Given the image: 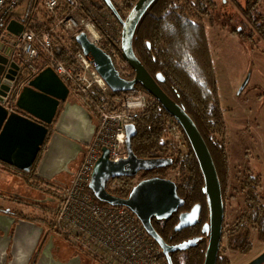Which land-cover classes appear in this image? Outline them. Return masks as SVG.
I'll return each instance as SVG.
<instances>
[{"label":"trees","instance_id":"obj_1","mask_svg":"<svg viewBox=\"0 0 264 264\" xmlns=\"http://www.w3.org/2000/svg\"><path fill=\"white\" fill-rule=\"evenodd\" d=\"M26 5L23 12H15L7 18V25L1 37L11 36L7 31L9 22L13 19L23 23L26 27H35L38 30L54 28L57 19L74 14V7L80 3V14L91 19L101 36L99 46L111 58L112 63L125 81L135 78V71L122 54V24L137 0H60L56 15L47 10L46 0H24ZM23 1V2H24ZM260 0H248L245 8L241 9L246 18H250L255 30L264 37V24H258L253 19V13ZM213 0H154L139 20L134 32L132 46L139 61L147 71L156 78L161 73L164 82H158L161 89L177 104H179L195 122L213 158L222 191L223 201L232 198L237 191L244 195V207L236 220L227 226L226 230L231 236L243 234V239L236 245H230L234 250L247 253L252 250L250 240L252 230L259 242H264V196L262 195L263 180L249 167H243L239 176H234L229 152V134L225 119L224 108L221 103L215 62L207 34L204 17L209 16L214 6ZM108 17V18H107ZM110 17V18H109ZM254 20V22H253ZM116 28V29H115ZM53 33V47L58 57L63 62L72 63L78 52H84L77 38L80 30L65 37L61 28L57 27ZM231 33L242 32L232 30ZM29 73L23 71L17 82L20 84L27 80ZM143 86L137 83L128 88H107L106 90L93 87L86 93L70 92L69 99L83 106L98 123L102 112H116L122 109L127 92ZM172 116L162 107L158 100L150 103L135 121L136 134L132 137L131 144L134 154L139 159H166L167 164L162 167H150L140 170L136 175L119 176L111 178L107 184V191L119 198H129L135 185L149 179L170 178V173L178 169V176L174 177L176 192L183 200V205L178 206L167 218L166 225L162 227L161 218L151 215L150 222L162 240L169 239L171 234L180 237L178 247L182 249L183 236L188 229L176 231L175 225L179 215L185 210H190L198 203L208 207L205 178L198 158L187 140V151H180L172 141L166 122ZM127 155V149H124ZM79 162L74 163L73 172L68 181L60 186L54 198L48 203L37 200L42 194L39 190H49V183L38 177L35 170L23 171L9 164L0 162L1 182L7 187L0 186V198H7V189L27 191V195L35 200L30 206L43 209L49 213L50 225H53L51 213L58 202V197L64 188L69 186ZM233 182L236 185L232 187ZM19 183L22 187L17 186ZM94 200L101 204L107 202L99 200L90 188ZM11 199V197H9ZM16 199H12L14 201ZM20 214H32L19 211ZM47 217V216H46ZM197 236V234H194ZM154 241L160 246L159 242ZM202 244L201 252L190 253L179 262L174 260L162 264H204L205 248L207 241H198ZM197 244V245H198ZM217 264H230V258L221 249Z\"/></svg>","mask_w":264,"mask_h":264},{"label":"water","instance_id":"obj_2","mask_svg":"<svg viewBox=\"0 0 264 264\" xmlns=\"http://www.w3.org/2000/svg\"><path fill=\"white\" fill-rule=\"evenodd\" d=\"M153 2L154 0H137L126 18L121 20L122 54L135 71L133 80L125 81L119 76L111 58L86 32H81L77 40L110 88H128L140 83L185 131L200 163L210 206L211 222L205 225V230L210 232V239L204 264H217L225 207L213 158L195 122L184 108L173 101L159 86L158 82L165 81L163 75L157 73L154 78L133 51L132 41L137 24ZM24 28L23 23L13 19L9 22L7 31L13 36H18ZM2 58L6 61L3 62ZM7 66L8 56L0 52V161L26 172L35 169L36 175L43 177L44 171L55 163L61 153V144L70 145L71 152L75 155L79 146L90 144L96 125L92 115L83 106L69 99V87L51 67L42 70L22 87L15 103L16 110L7 108L4 104L5 96L15 79ZM126 132L127 156L119 162H113L109 159L108 149L104 148L94 167L90 188L101 201L127 206L140 219L147 233L162 244L150 218L153 214L157 217H167L178 206L183 205L184 202L176 192L173 179L142 181L135 185L127 199H119L107 191V184L111 178L136 175L137 170L167 164V160L162 158L139 159L134 154L131 144L132 137L136 134L135 124L127 125ZM69 140H72L71 144ZM11 141L14 148H7ZM201 213L200 203L190 211L181 213L175 230L181 231L195 225ZM41 230L31 221L16 220L8 214H0V264H28ZM196 241L197 238L193 240ZM8 255L11 259L7 262ZM263 262L264 253L254 264ZM46 263L53 264L49 249L44 251L37 264Z\"/></svg>","mask_w":264,"mask_h":264},{"label":"built area","instance_id":"obj_3","mask_svg":"<svg viewBox=\"0 0 264 264\" xmlns=\"http://www.w3.org/2000/svg\"><path fill=\"white\" fill-rule=\"evenodd\" d=\"M23 1L0 0V34L7 25V18ZM59 1L46 0L45 6L50 14L56 15ZM81 9L80 3L74 7L75 12ZM57 27L77 32L86 30L89 36L97 34L96 24L91 19L85 21L72 14L58 18L54 28L38 30L25 26L20 35L9 36L11 47L7 53V67L15 79L5 96L7 108L15 107L22 87L47 67L58 73L70 92L86 93L95 86L103 90L109 88L89 55L78 52L72 63L63 62L58 57L53 47V33ZM23 71H27L29 76L19 84L17 80ZM155 100L145 90L133 87L127 92L121 110L101 113L80 165L69 186L60 193L51 213L54 228L72 237L83 250L107 264H162L161 247L147 233L137 215L124 205L97 202L90 190L92 173L103 149H108L109 159L113 162L125 158L127 125L135 124L139 115ZM180 126L173 117L166 122L175 146L185 153L188 145ZM178 173V169L172 171L174 177Z\"/></svg>","mask_w":264,"mask_h":264},{"label":"rangeland","instance_id":"obj_4","mask_svg":"<svg viewBox=\"0 0 264 264\" xmlns=\"http://www.w3.org/2000/svg\"><path fill=\"white\" fill-rule=\"evenodd\" d=\"M213 2L215 5L210 10L209 16L204 17V22L225 112L232 172L234 176H239L243 167H249L255 174L260 175L263 180L261 191L264 196V39L256 32L250 18H246L242 13L245 0H213ZM24 4L26 5L25 2ZM24 4L21 3L19 8H24ZM80 12L79 10L74 13L77 18L90 20ZM253 15L258 21L260 19L259 22L264 21V0L260 1ZM235 29L240 30L239 32L243 29V33H231ZM61 32L67 37L77 31L61 28ZM96 35L99 44L101 36L98 30ZM9 40L8 36L0 40V52L8 53L11 47ZM94 124L97 127V123ZM169 177L174 178L172 173ZM1 180L3 177H0V186L3 188L9 186ZM232 185L234 187L236 182ZM233 195L227 200V225L236 220L244 207V195L238 189ZM0 204L5 207H17L8 196L6 201L0 200ZM24 210L29 212L33 209ZM242 239L243 234L234 237L226 230L222 250L229 256L230 264H254L264 253V242L257 240L255 230L250 234L253 243L251 251L241 253L230 247L231 244L236 245Z\"/></svg>","mask_w":264,"mask_h":264},{"label":"flooded vegetation","instance_id":"obj_5","mask_svg":"<svg viewBox=\"0 0 264 264\" xmlns=\"http://www.w3.org/2000/svg\"><path fill=\"white\" fill-rule=\"evenodd\" d=\"M260 1H258L255 10L258 8ZM247 2L248 0H245V6L247 5ZM253 19L257 20L258 18H254L253 15ZM258 24H264V21L258 22ZM241 32L243 33V29L241 30ZM260 37L264 39L262 36ZM1 53L7 57L6 53L4 52ZM2 61L4 62L6 60L2 58ZM13 109L16 110V108ZM71 141L72 140H69L68 142L71 144ZM85 148L86 146L83 145L79 146L76 154L74 155L71 152L72 147L70 145L68 144L60 145V149L62 150V152L58 156V160L56 161V163L44 171L43 177L38 176L44 181V183H49V189L51 190H49L50 192H48L47 190H39L42 196L38 197L37 200L43 201V203L44 202L48 203L50 200L54 198L53 194L56 193L57 189L68 181L70 175L73 172L74 163L81 162ZM1 170L2 169L0 168V171ZM139 171L140 170H137V173H139ZM19 184H20L19 187H22V184L21 183ZM23 190L24 191H21L19 189V191H17V189H14L10 191L9 188L7 189V192L11 193V195L7 194L8 197H11L10 200L16 199L13 202L16 203L17 207H5L4 205L0 204V214H8L14 217L16 220L31 221L42 229L37 239L36 247L33 251L32 257L30 258L28 264H37L46 249L50 250L51 256L53 258V264H57V263L58 264H107L106 262L93 257L85 250H83L81 246L78 244V242L75 241L72 237L60 232L59 230L54 228L53 225L51 226L49 219L47 220V218L49 217V213L47 212L45 213L43 209L40 208L35 209V207L30 206V203L35 200V198L33 197V193L31 194L32 196H29L27 195V191L25 189ZM6 199H7L6 196L0 198V200H4V201H6ZM227 203L228 201L225 200L224 201L225 218L223 222L221 249H222V241L224 238V231L225 229H227L228 226L226 224ZM29 208L33 209L30 212L32 214L29 215L20 214L19 211L21 210L24 211V209L28 210ZM190 210H185L181 213ZM167 217H159L162 219L160 221L162 227L167 224L166 220L163 219ZM178 222H179V218L176 225L178 224ZM210 222H211V214H210V206L208 200V207L202 205V213L199 218V221L193 226L184 228V229H188L189 232L182 237L183 238L182 249L178 247V245L180 244L179 242V240L181 239L180 237L171 234V237L169 239L166 238L162 239V244H160L162 250L161 262L167 261L168 263H170L173 260L175 262H179L180 260H182L184 256L189 255L190 253L192 254L195 252H201L202 244L201 245L198 244V241H202V240L207 241V245L205 248V256H206V251L210 239V232L205 230V225L210 224ZM194 234H197V236H195ZM195 238H197V241L193 242ZM10 259L11 257L8 255L7 262Z\"/></svg>","mask_w":264,"mask_h":264},{"label":"crops","instance_id":"obj_6","mask_svg":"<svg viewBox=\"0 0 264 264\" xmlns=\"http://www.w3.org/2000/svg\"><path fill=\"white\" fill-rule=\"evenodd\" d=\"M24 2H25V1H24ZM24 2H22V3L24 4ZM24 5H25V4H24ZM19 7H20V6H19ZM19 7L17 8L16 12H18V13L23 12V10L25 9V7H24V8H23V7H22V8H19ZM7 148H14V145H13L12 141L9 143V145L7 146ZM61 152H62V150H61ZM60 154H61V153H59V155H60ZM57 160H58V158H57ZM57 160H56V161H57ZM56 161H55V163H56ZM0 162H1V161H0ZM2 163H4V162H2ZM55 163H54V164H55ZM6 164H7V163H6ZM54 164H53V165H54ZM53 165H52V166H53ZM46 170H47V169H46ZM43 174H44V173H43Z\"/></svg>","mask_w":264,"mask_h":264},{"label":"bare ground","instance_id":"obj_7","mask_svg":"<svg viewBox=\"0 0 264 264\" xmlns=\"http://www.w3.org/2000/svg\"><path fill=\"white\" fill-rule=\"evenodd\" d=\"M92 39H93L94 41H96V39H97V35H96L95 33L92 34Z\"/></svg>","mask_w":264,"mask_h":264}]
</instances>
